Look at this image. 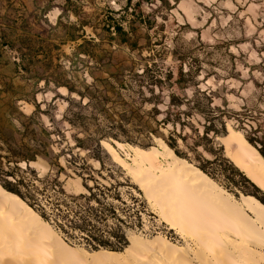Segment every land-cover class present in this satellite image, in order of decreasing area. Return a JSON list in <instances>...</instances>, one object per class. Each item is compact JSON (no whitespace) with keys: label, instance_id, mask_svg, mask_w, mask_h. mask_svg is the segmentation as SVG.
<instances>
[{"label":"rangeland","instance_id":"1","mask_svg":"<svg viewBox=\"0 0 264 264\" xmlns=\"http://www.w3.org/2000/svg\"><path fill=\"white\" fill-rule=\"evenodd\" d=\"M113 21L120 22L130 32L134 28L131 33L138 39L136 49L128 43L110 40L108 29ZM111 30L114 31L112 27ZM93 55H102L103 60ZM130 67L135 71L145 67L172 69L175 74L180 67L198 68L196 86L219 89L229 108L238 109L244 102L251 104L264 88V0H0V123H6L12 114L8 102H17L19 109L27 114L34 111L36 102L40 103L38 116L53 130L52 148L62 154L60 163L67 165L74 158L77 163L92 166L91 176L85 175L89 185L94 186L97 181L106 191L105 197L100 195L101 202L115 206L116 214L107 212L97 222L107 231L122 226L132 247L127 251V245L122 250L96 251L100 248L88 246L82 237L66 239L55 224L33 209L77 251L101 254L107 250L123 257L110 260V264H145L144 259L134 261V256L142 250L139 239L154 243L174 241L189 250L190 258L200 261L198 258L205 256L204 250L190 236L171 227L113 153L131 161V156L150 154L154 147L142 150L129 142L121 141L124 146H120L119 140L102 139V168L90 152L76 147L73 137L76 129L63 118L68 98L79 96L69 93L65 85H57L56 80L84 89L96 78H108L110 71L123 70L127 74ZM196 86L189 85L188 92ZM174 90L182 93L177 86ZM216 101L220 103L221 99ZM228 126L234 129L231 123ZM235 132L232 131L231 138ZM157 139L153 145L161 147ZM103 140L110 143L104 145ZM217 142L233 158L229 145L225 146L219 137ZM48 163L43 159L33 163L39 170L38 176H28L43 189L38 193L42 206L48 211L56 210V202L63 198L73 207L83 209L84 199L73 203L68 197L89 194L83 177L61 174L58 180L63 183L66 195L62 194L55 182L57 173L48 168ZM213 179L242 203L251 198L264 204V191L258 186L244 184L245 189L255 192L246 194L242 189L230 191ZM92 203L98 204L95 200ZM67 207L71 208L63 205V209ZM231 246L236 250L245 246L257 258L264 257L263 243H246L232 237ZM160 255L153 253L152 258ZM257 262L264 263L262 259Z\"/></svg>","mask_w":264,"mask_h":264},{"label":"trees","instance_id":"2","mask_svg":"<svg viewBox=\"0 0 264 264\" xmlns=\"http://www.w3.org/2000/svg\"><path fill=\"white\" fill-rule=\"evenodd\" d=\"M108 31L111 41L128 43L132 49L138 47L137 37H133L120 22L113 21ZM93 56L103 60L102 55ZM149 57L154 59V56ZM197 69L180 67L175 74L172 69L163 71L145 67L135 71L130 67L127 74L123 70L110 71L108 78H96L84 89L56 80L57 85H65L69 93L79 96L68 98L69 105L63 117L76 129L73 134L76 147L90 152L104 168L102 139L129 142L143 150L156 147L153 145L156 137L159 144L166 143L180 158L192 165L194 162L195 167L219 180L230 191L242 189L246 194L255 193L244 188V184L255 188L257 185L231 156L225 154L224 145L219 144L217 138L230 147L233 137L242 135L264 157V88L258 93L257 101L251 104L244 102L238 109L229 108L226 97L220 95L219 89L196 86L199 84L195 81L199 74ZM48 82L46 80V84ZM192 83L196 87L189 93L188 86ZM174 86L182 93L174 90ZM217 98L221 99L220 103ZM7 104L12 114L6 123H0V184L32 208L35 207L44 218L56 225L66 239L82 237L88 246L100 248L96 251L107 248L110 251L122 250L126 245L125 251L130 249L132 244L129 245L122 226L116 225L107 231L97 222L107 212L116 214V210L114 205L101 202L100 195L105 197L106 191L97 181L94 186L89 185L85 175L91 176L93 167L86 162L77 163L74 158L68 160L67 165L60 163L62 154L55 153L52 148L53 130L38 116L41 104L36 102L30 114L21 111L20 105L13 100ZM233 130L236 132L231 138ZM102 143L110 142L103 140ZM42 159L49 162L48 168L56 171L57 190L62 194L66 195L63 183L58 180L61 174L83 177V185L89 194L68 195L73 203L84 199L83 209L73 207L63 198L56 202V210L48 211L42 206L38 193L43 189L32 180L39 173L33 163ZM114 166L122 170L115 163ZM109 173L113 174L111 170ZM92 200L98 204H93ZM63 205L71 208L63 209Z\"/></svg>","mask_w":264,"mask_h":264},{"label":"bare ground","instance_id":"3","mask_svg":"<svg viewBox=\"0 0 264 264\" xmlns=\"http://www.w3.org/2000/svg\"><path fill=\"white\" fill-rule=\"evenodd\" d=\"M160 145L150 154L131 156V161L113 153L161 216L182 235L190 236L205 256L198 258L200 261L190 258L188 249L171 240L155 244L139 239L142 250L134 256V261L260 264L257 261L262 259L264 262L263 256L257 258L245 246L238 250L231 246L232 237L246 243L264 244V204L251 198L246 203L238 201L213 178L180 158L166 143ZM229 149L237 166L264 191L261 153L242 135L233 137ZM156 252L162 255L153 259L152 254ZM122 258L118 252L107 250L101 254L77 251L24 199L0 184V264H110V260Z\"/></svg>","mask_w":264,"mask_h":264}]
</instances>
